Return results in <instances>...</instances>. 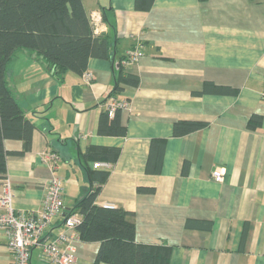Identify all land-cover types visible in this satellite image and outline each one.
Segmentation results:
<instances>
[{"label":"crops","instance_id":"0c3cea01","mask_svg":"<svg viewBox=\"0 0 264 264\" xmlns=\"http://www.w3.org/2000/svg\"><path fill=\"white\" fill-rule=\"evenodd\" d=\"M83 3L96 16V34L113 33L103 8L112 21L114 59L142 51L126 67L138 83L108 98L110 58H89L86 82L71 71L55 77L26 51L16 53L7 79L35 127L30 149L6 157L15 209L41 207L51 176L42 154L54 153L64 207L45 240L65 229V212L107 172L95 202L131 212L135 241L170 246L168 264H264V0H154L149 10H136L134 0ZM116 98L128 101L119 108L125 133L100 134L99 115ZM253 114L261 122L251 129ZM178 121L205 125L175 135ZM3 144L22 149L20 139ZM94 146L119 151L110 160L88 152ZM98 161L110 166L93 167ZM74 244L77 264H93L99 242L77 237ZM0 264H13L5 234ZM30 264L50 263L34 247Z\"/></svg>","mask_w":264,"mask_h":264},{"label":"trees","instance_id":"16d2710c","mask_svg":"<svg viewBox=\"0 0 264 264\" xmlns=\"http://www.w3.org/2000/svg\"><path fill=\"white\" fill-rule=\"evenodd\" d=\"M153 2L134 0V7L136 10H149ZM102 12L103 19L111 25L113 33L94 32L91 15L87 13L83 0H0V177L6 176L8 154H23L30 149L35 127L25 117L7 79L8 69L19 50L34 56L55 77L60 78L67 71L83 73L91 57L110 58L115 71V83L108 98L120 94L127 87L137 86L138 77L127 72L122 63L125 55L118 59L112 57L113 39L116 38L114 25L104 8ZM224 89L234 92L229 88ZM119 115V108L111 117L107 108L102 110L98 133L123 135L125 126L120 123ZM260 122L261 116L253 114L248 120V127L255 128ZM204 125V122L198 121H178L173 125V133L185 134ZM4 139L22 140V149L6 150ZM90 150L101 151L106 158L114 160L119 148L94 146L88 147V152ZM107 175V172H103L97 178L99 184L78 198L64 214V220L72 213L80 215V222L74 228L79 239L99 242L93 264H168L170 246L135 241V225L129 219L131 212L116 206L104 207L95 202L100 185L105 182ZM152 190L137 187L139 192Z\"/></svg>","mask_w":264,"mask_h":264},{"label":"built area","instance_id":"2783aa9c","mask_svg":"<svg viewBox=\"0 0 264 264\" xmlns=\"http://www.w3.org/2000/svg\"><path fill=\"white\" fill-rule=\"evenodd\" d=\"M92 25L97 21L91 14ZM142 51L131 48L125 53L122 63L127 67L138 61ZM83 80L88 82L91 73L85 70L82 73ZM128 101L123 99H111L106 105L109 114L117 108H127ZM58 156L54 153L42 154V161L51 171V176L44 183L42 205L36 210H16L13 205V192L9 177H0V239L2 234L7 237V247L13 255V264H30L31 251L39 247L41 256L50 264H77L74 239L78 236L74 231L76 224L80 222V215L72 213L64 220L65 229L51 240H45L44 234L51 223L52 217L60 214L63 205V188L60 178L55 170ZM109 167V162H94L93 167ZM212 178L216 182L222 179L219 170H213ZM104 207L111 208L113 204L104 203ZM70 231V232H69Z\"/></svg>","mask_w":264,"mask_h":264}]
</instances>
